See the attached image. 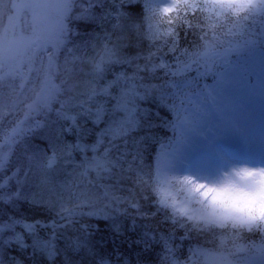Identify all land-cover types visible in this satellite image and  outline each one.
Returning a JSON list of instances; mask_svg holds the SVG:
<instances>
[{
	"label": "trees",
	"instance_id": "obj_1",
	"mask_svg": "<svg viewBox=\"0 0 264 264\" xmlns=\"http://www.w3.org/2000/svg\"><path fill=\"white\" fill-rule=\"evenodd\" d=\"M192 1L159 14L145 0H73L23 85L0 70V264H188L200 249L238 260L264 244L263 221L220 227L159 204L153 163L171 138L175 72L261 23L250 8ZM12 7L0 0V35Z\"/></svg>",
	"mask_w": 264,
	"mask_h": 264
},
{
	"label": "rangeland",
	"instance_id": "obj_2",
	"mask_svg": "<svg viewBox=\"0 0 264 264\" xmlns=\"http://www.w3.org/2000/svg\"><path fill=\"white\" fill-rule=\"evenodd\" d=\"M204 1L218 13L246 6L264 14V0ZM71 5L73 0H18L15 3L17 17L10 18L9 25L0 35V70L4 80L16 86L23 83L31 51L61 38L65 28L61 17L72 8ZM150 5L167 11L173 8L174 0H151ZM23 12L31 16L33 34L18 32L22 27L20 17ZM51 37L53 41L48 42ZM176 74L188 75V79L175 89L177 106L173 137L170 143L158 149L155 159L154 177L160 204L186 218L196 217L201 222L220 227L236 224L246 229L255 228L260 221L264 222V216L253 218L239 210L212 209L203 194L213 186L229 182L236 184L240 191L251 190L254 181L242 182L235 168L264 172L262 166L235 162L226 153V148L233 146L237 139L239 141L238 137L246 131L247 123L243 122L248 113L240 112L245 108L234 111L231 107L234 95L221 87L223 82L231 79L233 88L242 90L247 103L259 102L264 107V52L247 41L225 49H208L182 65ZM22 116L23 123L18 129L28 126V113L24 112ZM192 126L195 131H191ZM242 141L237 145L240 149L262 154L250 142ZM216 147L223 149L222 154ZM211 152L222 156L227 166L215 167L214 161L206 162L205 154L210 158ZM26 227L30 229L31 226ZM240 251L241 256L235 260L228 254L200 249L188 264H264L263 243L243 245Z\"/></svg>",
	"mask_w": 264,
	"mask_h": 264
},
{
	"label": "clouds",
	"instance_id": "obj_3",
	"mask_svg": "<svg viewBox=\"0 0 264 264\" xmlns=\"http://www.w3.org/2000/svg\"><path fill=\"white\" fill-rule=\"evenodd\" d=\"M236 175L242 182L254 181L251 190L240 191L234 183L213 186L205 192L204 198L212 209L239 210L253 218L264 216V172L240 169ZM254 205L249 207L248 205Z\"/></svg>",
	"mask_w": 264,
	"mask_h": 264
},
{
	"label": "bare ground",
	"instance_id": "obj_4",
	"mask_svg": "<svg viewBox=\"0 0 264 264\" xmlns=\"http://www.w3.org/2000/svg\"><path fill=\"white\" fill-rule=\"evenodd\" d=\"M224 90L230 91L232 95H234V99L232 101L231 107L234 111L238 109L245 108V110L240 111L241 113H248L247 120L243 123H247V129L242 135V137H238L239 141L242 142H250L251 145L264 153V107L260 105L259 102L247 103L245 100V96L241 89L233 88V84L231 79L226 80L221 85ZM198 123H201V120H197ZM198 127V126H197ZM196 127V128H197ZM193 126L191 127V131L193 130ZM195 131V130H193ZM238 141L234 142L236 145H240L241 143ZM218 153L222 154V150L220 147H216ZM218 163H222L220 160H217ZM241 168H235V172Z\"/></svg>",
	"mask_w": 264,
	"mask_h": 264
}]
</instances>
